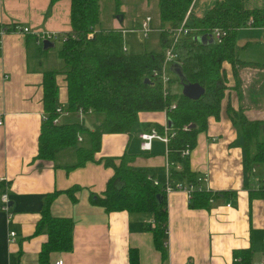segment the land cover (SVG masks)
Returning <instances> with one entry per match:
<instances>
[{"label":"crops","instance_id":"1","mask_svg":"<svg viewBox=\"0 0 264 264\" xmlns=\"http://www.w3.org/2000/svg\"><path fill=\"white\" fill-rule=\"evenodd\" d=\"M145 1L119 0L114 4L112 0V4L118 11L124 3L139 8ZM214 1L192 0L190 11L201 15ZM242 3L259 15L263 10V22L237 28L235 45L242 64L236 66L235 77L231 64L224 63L227 87L218 116L207 117L205 128L196 133L195 144L188 154L189 169L206 176L201 183L203 187L232 194H219L207 206L190 207L184 190L166 192L164 257L146 226L152 219L150 212L123 209L106 212L89 200L90 192L100 194L105 188L112 174L111 166L87 160L67 169L59 158L54 163L36 155L43 114L42 69L54 65L60 68V64L53 47L41 62L36 59L37 45L30 32L1 34L0 184L7 194L11 217L7 221L5 212L0 210V264H40L37 252L46 234L33 231L41 215L44 194L74 184L78 186L74 200L65 192H58L49 204L53 216L71 218V248L51 253L44 264H53L57 257L65 264H130L129 249L135 252V264H232V251L244 248L251 249L249 264H264V195L251 193L258 180H264V161L245 164L246 153L254 152L256 137L251 139L253 148L249 143L245 149L241 133L227 111V107L241 108L247 119H264V0H242ZM69 5L70 0H0V23L17 22L31 31L65 33L70 29ZM117 15L123 16V12L118 11ZM114 16L112 12V20L103 27L125 29ZM102 22L99 14V26ZM54 76L56 101L65 105L64 76L59 71ZM72 119L76 116L70 113L62 121ZM166 119L162 110L138 112L129 130L102 133L95 157L109 156L115 161L122 153H131L132 165L146 168L154 179L163 181L165 145L153 139L149 150H141L138 132L161 125ZM81 121L92 128L99 118L89 113ZM260 131L264 139L263 123L258 124L256 136ZM68 154L71 163L75 160L71 149L58 157L63 159ZM9 230L14 231L12 240H8Z\"/></svg>","mask_w":264,"mask_h":264},{"label":"trees","instance_id":"2","mask_svg":"<svg viewBox=\"0 0 264 264\" xmlns=\"http://www.w3.org/2000/svg\"><path fill=\"white\" fill-rule=\"evenodd\" d=\"M191 1L156 0L155 28L159 32L162 49L128 52L122 48L121 28L99 26L100 0H70V29L65 33H58L60 36L57 40L60 44L54 51L60 68L54 65L42 69L41 101L46 118H41L36 155L58 163L56 160L60 153L71 149L75 160L64 165L67 169L81 165L87 160L101 161L103 165L111 166L112 174L106 180L105 188L100 194L90 192L89 200L106 212L121 209L150 212L153 224L147 222L146 226L152 233L154 245L162 250L163 257V235L166 231L164 191L153 183V176L146 168L131 164V153L125 152L117 156L116 163L113 157L96 158L94 154L99 149L102 133L127 131L136 121L138 112L161 110L171 101H175V106L166 112L171 121L170 125L176 129L175 134L169 138L166 149L168 159L177 162L179 167L172 164L170 176L194 186L198 184L197 174L189 169L188 156H180V150L185 145L193 147L196 133L205 128L208 116H218L221 98L227 87L224 63L231 64L234 75L236 66L242 64L236 51V30L245 24L249 15L253 24L262 23L263 10L259 15L257 10L245 8L242 0H215L201 15L189 10L185 20V24L191 29L189 36L177 40L173 44V50L180 61L183 81L198 82L203 87V93L191 99L180 91L170 90L168 95L163 96L160 83L150 75V71L160 65L163 48L170 43V31L180 24ZM118 2L119 0H114V4ZM213 27L226 30L219 42H200L193 38L208 34ZM30 35L34 40L35 35ZM42 41L36 43V59L39 62L48 56L47 52L54 44L53 41L51 46L42 48ZM58 71L63 74L65 80V106L70 110L78 106L90 108L91 113L99 118L94 127L89 128L77 119L56 124L51 122L55 114L54 107L58 104L54 76ZM145 77L148 80H144ZM227 111L232 124L241 133L244 148L247 149L251 139L256 137L259 123H263L264 130V119H247L241 108L227 107ZM184 124L188 126L185 128ZM76 132L87 142H78ZM254 144L252 155H245L246 165L264 161V139H255ZM2 186L1 183L0 192ZM77 188L74 184L44 194L41 215L33 231L46 234L37 252L40 264L47 263L51 253L71 248V218L53 216L49 212V204L58 192H65L74 200L73 193ZM251 193L264 195V189L254 188ZM219 194L231 195L232 192L193 188L187 204L190 207L207 206L210 200ZM250 255V248L233 250L232 264H249ZM135 259L134 250L129 249V263L135 264Z\"/></svg>","mask_w":264,"mask_h":264},{"label":"built area","instance_id":"3","mask_svg":"<svg viewBox=\"0 0 264 264\" xmlns=\"http://www.w3.org/2000/svg\"><path fill=\"white\" fill-rule=\"evenodd\" d=\"M191 5V3H190ZM190 5L185 11V14L183 16L182 21L180 24L176 27H174L170 31V43L164 47L163 50V57L160 62V65L158 67H154L150 71V75L155 77L158 82L161 85V92L163 96H166L169 94V81L171 79L169 74V65L172 62H176L180 64V61L176 55V53L173 50V44L181 39L189 36L190 28L185 24V20L187 18V14L190 10ZM252 23V17L248 16L245 24H251ZM151 27V16L148 14H145L142 19L140 20V23L138 25V28L141 30L143 37L146 36L149 28ZM13 31V32H30L33 35H35V42L40 43L42 40L47 39L51 42L56 41L59 38L58 32L54 31H41V30H29L27 26H23L17 22L3 24L0 23V36L4 32ZM226 34V30L222 29L220 27H213L208 34H206L207 37H210L213 41L219 42L221 38ZM124 49V46L122 47ZM175 106V101H171L169 104L165 105L161 110L166 114V112L170 109H172ZM55 114L51 119V122L56 124L60 123L62 121V118L64 116L69 115L70 113H73L76 116V119L78 121H81L82 117L85 114L91 113L90 108H83L82 106L76 107L74 110L68 109L65 105L62 104H56L54 107ZM167 116V115H166ZM42 119L46 118V114L43 113L41 116ZM188 124H184L183 127H187ZM176 132V129L172 127L171 125H168L166 122L162 123L161 125H151L148 128L141 130L138 132V138H139V148L141 150H149L151 147V140L157 139L161 141L165 145V179L163 181L158 182L156 179L152 178V181L154 184L158 185L164 192L171 191L173 189H182L186 193L187 200L189 198L190 192L193 188L196 189H208L207 187H203L201 183L206 179L205 174H199L196 176V179L198 181V184L194 186L192 183H186L180 179H172L170 176V166L174 164L175 167H179V164L177 162H171L168 159L167 156V142L171 136H173ZM76 140H81V134L76 132ZM190 147L188 145H185L180 150V156H188L190 152ZM256 189H264V180H258L256 184ZM0 210L5 212L6 220L8 221L11 217V209L8 204V198L5 191L0 192ZM150 225L153 224V220L151 219L149 221ZM13 230H9L8 232V240L13 239ZM53 264H65L62 258L57 257L53 260Z\"/></svg>","mask_w":264,"mask_h":264},{"label":"rangeland","instance_id":"4","mask_svg":"<svg viewBox=\"0 0 264 264\" xmlns=\"http://www.w3.org/2000/svg\"><path fill=\"white\" fill-rule=\"evenodd\" d=\"M120 4H122V1H120ZM156 8H157L156 0H146L145 4H141L139 8H134L131 5V3H124V7L118 8L119 12L120 11L123 12V16H120L117 15L118 11L114 9L112 0H100V17L102 18L103 21L100 24V27H103L104 23H107L108 21L112 20V17H110V15L113 12L115 14L114 17L116 18V20L119 22V24L122 27L125 28L122 30V43L126 51L128 52L160 51L162 49V46L159 39V32L155 28L157 23ZM145 14H149L152 19H151V27L149 28L146 36L143 37L141 30L138 28V25L140 23V20ZM59 44L60 42L58 40L54 41L53 49L56 50ZM169 74L171 77L169 81V86L171 88V91L179 92L181 90V85L179 84L176 78V74L170 68H169ZM262 137H263V132L260 131V133L256 136V139H262ZM80 142L86 143L87 141L82 139ZM250 148H253L252 141H250ZM69 155L70 154H68L63 159L62 156L58 158L60 159V162L64 161L65 163H70L68 159L71 157H69ZM114 162L116 163L118 162V160H115Z\"/></svg>","mask_w":264,"mask_h":264},{"label":"water","instance_id":"5","mask_svg":"<svg viewBox=\"0 0 264 264\" xmlns=\"http://www.w3.org/2000/svg\"><path fill=\"white\" fill-rule=\"evenodd\" d=\"M194 39L199 40L200 42H209L212 39L210 37H207L206 34H201V35H197V36H193ZM52 45V42L44 39L42 41V48H46ZM169 68L176 74L177 78H178V82L181 85V90L180 92L191 99H195L197 97H199L202 93H203V87L196 81L194 82H185L183 81V73H182V69L179 63L176 62H172L169 65ZM144 80H148L147 77L144 78ZM166 123L168 125L171 124V121L167 118L166 119ZM157 196H159L157 194Z\"/></svg>","mask_w":264,"mask_h":264},{"label":"bare ground","instance_id":"6","mask_svg":"<svg viewBox=\"0 0 264 264\" xmlns=\"http://www.w3.org/2000/svg\"><path fill=\"white\" fill-rule=\"evenodd\" d=\"M169 192V191H168ZM164 193H166V192H164Z\"/></svg>","mask_w":264,"mask_h":264}]
</instances>
